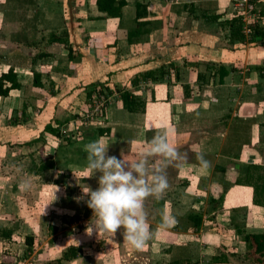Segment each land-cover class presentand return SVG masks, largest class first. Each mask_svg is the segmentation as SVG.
<instances>
[{"label":"crops","instance_id":"crops-1","mask_svg":"<svg viewBox=\"0 0 264 264\" xmlns=\"http://www.w3.org/2000/svg\"><path fill=\"white\" fill-rule=\"evenodd\" d=\"M123 1L120 17L112 18L97 0H0V75L12 70L21 85L0 96L6 124L0 137L9 142L18 132L16 139L30 136L24 144L37 143L39 135L53 137L43 132L49 124L64 134L105 83L112 94L90 113L105 107L104 122L58 150L72 158L61 172L79 176L82 185L98 184L84 175L87 143L102 140L109 155L133 161L157 132H166L183 157L167 167L163 196L145 201L153 230L146 247L133 249L123 230L84 231L71 245L80 249L75 259L61 260L64 244L53 258L59 264H246L245 235L264 234V192L263 206L254 203V187L264 188V39L245 30L246 41L239 42L227 23L240 17L245 28L251 22L264 31V0H114ZM223 70L228 74L221 78ZM115 88L133 93L142 110L124 109ZM200 154L210 162L207 170ZM74 189L64 201L82 195V187ZM167 215L175 223L162 229ZM52 226L57 236L66 233ZM45 256L47 262L49 251Z\"/></svg>","mask_w":264,"mask_h":264},{"label":"rangeland","instance_id":"rangeland-1","mask_svg":"<svg viewBox=\"0 0 264 264\" xmlns=\"http://www.w3.org/2000/svg\"><path fill=\"white\" fill-rule=\"evenodd\" d=\"M251 24L248 22L246 25V34L250 35L255 31L256 27ZM101 100L103 99L95 97L100 108L103 104ZM93 106L94 104L90 109L78 114V119L63 127L61 141L58 138L39 135L36 137L37 143L24 144L29 141L30 136H18L16 139L18 132L16 136L10 137L9 142H6L9 136L0 137V235L4 227L11 224L14 226L9 240L0 239V264H59V260L53 257H56L63 244L64 253L71 245L78 243L77 236L87 227V218L83 216L87 205L84 200L64 201L63 198H69L78 186L82 189L86 186L95 189L98 184L91 182L82 185L79 176L61 172L65 169L64 163L72 158L70 155L63 158V154L57 152L61 147L75 143L81 132L102 126L104 117L100 113L93 116L90 114ZM5 127L6 124H1L0 121V129ZM52 163H56L60 169L54 170ZM93 179L98 181V176H93ZM21 184L26 187L22 189ZM53 185L57 186V191ZM79 192L82 194V190ZM64 204L67 205L64 208L66 210H63ZM31 225L38 226L39 229L32 230L34 227ZM52 225L63 227L66 233L57 236L56 231L50 229ZM27 236L33 237L31 248L26 244ZM51 236L54 238H50ZM93 245L95 246L96 242ZM48 251L51 260L44 262ZM251 253L252 251L245 259L246 264H257Z\"/></svg>","mask_w":264,"mask_h":264},{"label":"clouds","instance_id":"clouds-1","mask_svg":"<svg viewBox=\"0 0 264 264\" xmlns=\"http://www.w3.org/2000/svg\"><path fill=\"white\" fill-rule=\"evenodd\" d=\"M108 148L109 145L102 140H93L85 145L87 163L84 175L87 178L98 176V186L95 189L86 186L82 195L76 198L84 200L92 210L85 232L88 235L104 233L115 236L118 230H123L128 244L140 250L153 236L147 221L145 201L150 196H163L169 188L165 174L167 167L183 157L179 149L170 143L166 132L155 133L147 141L146 150L133 161L109 155ZM197 159L202 169L210 167L203 154ZM25 187L21 184L22 189ZM55 188L57 191V186ZM174 223L173 216H164L160 228H168Z\"/></svg>","mask_w":264,"mask_h":264},{"label":"trees","instance_id":"trees-1","mask_svg":"<svg viewBox=\"0 0 264 264\" xmlns=\"http://www.w3.org/2000/svg\"><path fill=\"white\" fill-rule=\"evenodd\" d=\"M125 5V2H120L116 4L114 0H97V7L98 10L102 13H105L108 17L112 18H118L121 15V9ZM242 20L240 17H235V19H231L227 25L231 28V37L234 39H237L239 42H245L246 38L243 33V26H242ZM137 34V33H136ZM260 37L261 39H264V31L260 28H256L253 34H251V38ZM253 42V41H252ZM69 58H71V49H69ZM228 73L226 71H222L221 78L226 76ZM9 84V86H6ZM34 86L40 87L39 79L35 75L34 77ZM98 86L100 87V90L98 91V96L103 97L104 100L112 94V91L108 88L107 84L105 83H99ZM21 85L17 80L16 74L9 70L7 73H3L0 75V96L6 97L8 96L9 92L11 90H17L20 89ZM115 92L120 93V99L122 101L124 109L131 113L140 112L142 109V103L138 101L137 97L133 95V93L128 91H122L120 89L115 88ZM91 97V94L88 95ZM101 115L105 117L106 115V108L103 107V110L101 112ZM43 132L50 134L54 138H62L61 131L59 130V127H52L51 124L46 125ZM106 131L100 130L99 135L105 136ZM42 136V135H41ZM46 168V167H43ZM248 182V181H247ZM255 197H254V203L256 205L263 206V203L261 200L258 199V196L262 194L261 192H264V188H260L255 186L254 187ZM92 214V210L89 209L86 206V209L83 213V216L85 218L89 217ZM197 225V223H195ZM12 231H2L1 235L3 238H10L12 235ZM244 240L247 244V249L249 251H252L254 255L257 257L255 258V261L257 263H261V258L264 256V234H246L244 237ZM26 244L28 247H32L33 245V237L27 236L26 237ZM80 253V249L70 246L67 251H65L62 255L61 260L64 261H70L75 259L78 254ZM60 263V261H59Z\"/></svg>","mask_w":264,"mask_h":264},{"label":"built area","instance_id":"built-area-1","mask_svg":"<svg viewBox=\"0 0 264 264\" xmlns=\"http://www.w3.org/2000/svg\"><path fill=\"white\" fill-rule=\"evenodd\" d=\"M242 1H243V3H247V0H242ZM248 11H251V8H249ZM242 15H243V14H242ZM238 16H239V14H238ZM243 30H246L244 26H243ZM97 98L99 99V98H102V97L97 96ZM102 99H103V98H102ZM94 102H96V101L94 100ZM101 102H102L103 104H101L100 106H104V105H105V101H104V99L101 100ZM94 104H95V106H96L97 109H98V108L100 109V107L98 106L97 102L94 103Z\"/></svg>","mask_w":264,"mask_h":264}]
</instances>
